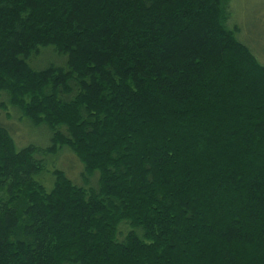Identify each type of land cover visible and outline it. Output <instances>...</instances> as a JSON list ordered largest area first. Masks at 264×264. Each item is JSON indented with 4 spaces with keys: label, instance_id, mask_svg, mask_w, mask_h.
I'll return each instance as SVG.
<instances>
[{
    "label": "trees",
    "instance_id": "trees-1",
    "mask_svg": "<svg viewBox=\"0 0 264 264\" xmlns=\"http://www.w3.org/2000/svg\"><path fill=\"white\" fill-rule=\"evenodd\" d=\"M229 4L0 0V264H264V64Z\"/></svg>",
    "mask_w": 264,
    "mask_h": 264
},
{
    "label": "rangeland",
    "instance_id": "rangeland-1",
    "mask_svg": "<svg viewBox=\"0 0 264 264\" xmlns=\"http://www.w3.org/2000/svg\"><path fill=\"white\" fill-rule=\"evenodd\" d=\"M229 5L232 21L237 23L239 27V39L248 45L257 55L259 61L264 64V0H230ZM3 115L4 111L0 109V116L3 117ZM15 116L13 115L10 119L6 118L5 121L12 123L15 140L18 143H23L22 145L17 144L18 147L28 143L43 145L48 142L49 132L45 127L37 130V127L33 128L23 124L22 121H18ZM56 159L64 166L60 165V168L65 172V167H71L67 172L75 180L81 170L75 158L66 153L58 154L54 161L59 166Z\"/></svg>",
    "mask_w": 264,
    "mask_h": 264
}]
</instances>
